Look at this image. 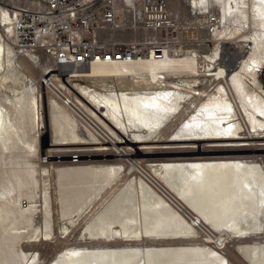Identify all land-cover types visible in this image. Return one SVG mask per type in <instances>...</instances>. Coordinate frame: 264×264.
Segmentation results:
<instances>
[{
	"label": "bare ground",
	"instance_id": "obj_1",
	"mask_svg": "<svg viewBox=\"0 0 264 264\" xmlns=\"http://www.w3.org/2000/svg\"><path fill=\"white\" fill-rule=\"evenodd\" d=\"M188 3L204 15L194 29L215 28L207 38L239 36L240 62L167 48L57 74L35 54L34 80L0 19V264H37L21 245L51 241L55 214L63 237L82 219L83 243L48 264H235L221 252L229 238L264 264V0ZM182 145L196 151L168 147ZM73 151L87 159L57 162Z\"/></svg>",
	"mask_w": 264,
	"mask_h": 264
},
{
	"label": "built area",
	"instance_id": "obj_2",
	"mask_svg": "<svg viewBox=\"0 0 264 264\" xmlns=\"http://www.w3.org/2000/svg\"><path fill=\"white\" fill-rule=\"evenodd\" d=\"M171 1L0 0V19L10 27L19 52L38 54L53 73L63 74L93 65L130 64L151 52L163 59L165 49L185 48L171 38L176 29ZM201 30L205 39L190 47L212 43L207 36L215 28Z\"/></svg>",
	"mask_w": 264,
	"mask_h": 264
},
{
	"label": "rangeland",
	"instance_id": "obj_3",
	"mask_svg": "<svg viewBox=\"0 0 264 264\" xmlns=\"http://www.w3.org/2000/svg\"><path fill=\"white\" fill-rule=\"evenodd\" d=\"M170 3H171V12H172V14L174 15V14L178 13V16L174 15V17H173V25H174V27L176 29H175V32L173 33L172 36L169 35V38L171 36V38L173 37V40H176V41L181 40L182 43L180 44V46H183L186 49H191V50H194V49L201 50L203 54L202 53H198V52L195 51L196 54H198L199 56L211 55L215 51V48H219V50H220V52H219L220 61L218 60V62L216 63L217 66L221 65V63L223 62L224 58L225 59L226 58L230 59V58L233 57V58H235L237 60V62H240L241 59L245 57V55L243 54V52L241 50V46L243 45L244 42L236 34L234 36H233V34H229L228 36L218 37L219 33H217V34L213 35V37H208L207 38V40L212 41V43H208L207 44L208 48L207 47L205 48V47H202V46L200 48L190 47V46H193V45H195V46L199 45L200 44L199 41L205 39V33L206 32H204L201 29H199V30L194 29V28H198V27H196L194 25L195 22L200 21L203 18L204 15H202L203 13L198 11V9L196 7H192V10H191L188 7V4H189L188 0H177V1H171ZM207 13L209 14V12H207ZM214 19H215V17H213V15H212L211 20H214ZM5 36L6 35L4 34L3 38H5ZM171 38L169 40L170 44L172 43ZM220 38H222V39H220ZM171 46H173V43L171 44ZM201 48H203V49H201ZM15 51H16V49H15ZM186 52L188 54L190 51L187 50ZM16 55L20 57L22 63L28 69L29 77L34 79V80H36L35 79L36 75H35V73H33V71H35V69H36V65H35L36 63L33 62V60L30 57H33V56L36 57V55H38V54H36V55H35V53H33V54H27V53L25 54L24 53L23 54L21 52L20 53L16 52ZM231 55H233V56H231ZM40 62H44V63L41 64V65L44 64L43 66H48L47 64L49 63L45 59L40 60ZM258 79L261 82L262 86L264 87V68L261 71V73H259ZM78 83H80V82H78ZM82 84L87 85V84H90V82H87V83L85 82V83H82ZM38 88H39V91H42L44 93V100H45V102H47V100H49L48 99L49 96H48V93H47L48 90H46V88H45V90L42 89V86H39V85H38ZM0 97H2L1 93H0ZM46 105H47V103H46ZM42 113H44L43 114V118H44L45 122H43V126L40 129V132H41L42 135H45V137H47L46 141L48 142V138L50 139V135H49L50 134V130L48 128V122H49L48 113H47V110H45V112L42 111ZM71 113L74 116H76L73 112H71ZM79 133L82 134L86 138L88 137V139H89V135L85 132V130L82 128V126L79 127ZM164 134L165 135L166 134L170 135L171 131H168V130L164 131ZM166 138H168L167 135H166V137L161 138V139H159L156 142L165 144V143H167V140H168ZM169 140H173V139H169ZM109 141L111 142V139L110 138L107 139L105 137L104 140H102V143L104 145H106V144L108 145ZM116 142L117 143H113V145L114 146L116 145V147L121 148V144L122 143L120 141H116ZM174 142H176V141H174ZM90 143H92V142H90ZM113 145H111L109 147L113 148L114 147ZM168 147L173 148V149H169V150L178 151L180 153H182V151H187V152L196 151V150H192V148H190L191 146H187V145H182L181 147H179V146H174V147L173 146H168ZM168 147L160 146V147H157V149L158 150H160L162 148L166 149V150H160V151H164L165 152V151L168 150ZM196 147H197V145L195 146V148ZM45 149H46V142L43 141L44 154H48V153H45V152H47ZM92 149H90L91 151L84 153V155L90 156L89 160L91 159V156H94L95 154H100V153H97V152H95V153L92 152V151H94L95 147H94L93 150ZM197 149H199V148H197ZM212 149H216V148H208L206 150L207 151H212ZM151 152L148 151L146 155H149V153H151ZM58 153L59 152H57V154ZM77 155L81 156V153L75 152V151H73L71 153H65V154H61L60 153L59 155H57L58 156L57 162H59L60 165H61V163L65 164V165L66 164H75L76 160H77L76 159ZM71 157H72V159H71ZM45 158H47V156H44V159ZM86 159L87 158H81L80 161L78 163H76V164L79 165L82 160H86ZM53 160H54V162H56L55 158ZM47 161H48V159L44 160L45 163H47ZM72 162H75V163H72ZM46 165H48V164H46ZM23 202H24L23 203L24 205L27 204L26 199H23ZM54 219H55V222H56V231H55L56 234L53 235V238L50 239L51 241L45 240V239H44V241H42V239H41V240H39L38 242H35V243L23 242L22 245H21L23 250H24V252H27V253H30V254H33V253L38 254V258L39 259H38L37 264H48L51 260H53L55 257L60 255V253H62V251L65 250L68 246H71V245L82 246L81 244L83 243V240L81 238H79V236H78L79 233L81 232L82 227L84 226V224H82V222H81L82 219H80L79 223H77L76 225L71 227V230L69 229L70 231L64 237L61 236L63 234H60V230H58L60 221H58L57 214H55V218ZM66 240H67V242H66ZM239 243H242V241L240 242V240L229 238L227 240V242H224V247H223V250L221 252H223V254L229 259V261H232L235 264H246L245 260L243 259L242 255L239 252L238 247L236 246ZM90 245H92V244H90Z\"/></svg>",
	"mask_w": 264,
	"mask_h": 264
}]
</instances>
